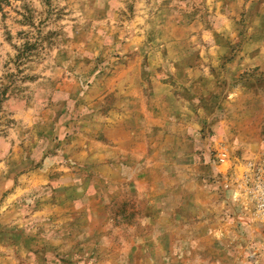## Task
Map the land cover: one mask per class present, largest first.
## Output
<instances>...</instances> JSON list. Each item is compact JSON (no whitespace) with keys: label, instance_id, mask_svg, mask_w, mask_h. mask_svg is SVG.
Instances as JSON below:
<instances>
[{"label":"rangeland","instance_id":"rangeland-1","mask_svg":"<svg viewBox=\"0 0 264 264\" xmlns=\"http://www.w3.org/2000/svg\"><path fill=\"white\" fill-rule=\"evenodd\" d=\"M263 201L264 0H0V264H264Z\"/></svg>","mask_w":264,"mask_h":264},{"label":"crops","instance_id":"crops-1","mask_svg":"<svg viewBox=\"0 0 264 264\" xmlns=\"http://www.w3.org/2000/svg\"><path fill=\"white\" fill-rule=\"evenodd\" d=\"M183 43H177L174 42L173 43V47L175 50H179L182 48ZM155 91V93L153 94L154 98L161 99L162 97H164V99H166L167 101V105L168 107L172 108L174 110V113H177L179 115H183L186 116L189 113H192L191 117L193 116L195 118V120H192V126L195 128H199L201 126V122L199 121V119L197 117H195L194 113H195V109L197 108V105L195 106V108L192 106V103L187 100L186 98H183L182 96H179L178 94H176L174 91H169L167 89L165 90H161L159 88H157ZM160 107L157 106H149V110L156 111V109L158 110ZM160 110L163 112V110L160 108ZM149 111L147 112L148 116ZM199 113H200V109H199ZM146 118V117H145ZM147 119V118H146ZM144 119V117L141 119L144 123H148L149 119ZM172 128H177V126H175L174 124L171 125Z\"/></svg>","mask_w":264,"mask_h":264},{"label":"built area","instance_id":"built-area-1","mask_svg":"<svg viewBox=\"0 0 264 264\" xmlns=\"http://www.w3.org/2000/svg\"><path fill=\"white\" fill-rule=\"evenodd\" d=\"M264 206V201L262 202V207Z\"/></svg>","mask_w":264,"mask_h":264}]
</instances>
